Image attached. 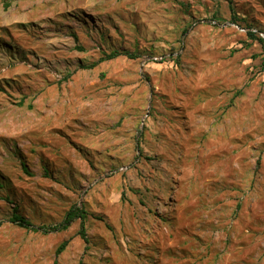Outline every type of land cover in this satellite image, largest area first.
Wrapping results in <instances>:
<instances>
[{
  "label": "rangeland",
  "instance_id": "obj_1",
  "mask_svg": "<svg viewBox=\"0 0 264 264\" xmlns=\"http://www.w3.org/2000/svg\"><path fill=\"white\" fill-rule=\"evenodd\" d=\"M249 32L264 0H0V264H264Z\"/></svg>",
  "mask_w": 264,
  "mask_h": 264
},
{
  "label": "trees",
  "instance_id": "obj_2",
  "mask_svg": "<svg viewBox=\"0 0 264 264\" xmlns=\"http://www.w3.org/2000/svg\"><path fill=\"white\" fill-rule=\"evenodd\" d=\"M248 35H249V38L251 40H258L259 43L262 46V53H261L262 54L261 71L263 72L264 71V39L261 38V37L256 36V34L253 33V32H249ZM122 55H129V54L123 53V52H120V51H113V52L107 54L105 56V58H101V61L115 59V58H117L119 56H122ZM130 57H132V56L130 55ZM96 65L97 64L94 63L90 67H94ZM76 219H80L81 220V230H80V234L84 238H86V236H85V230H84V223H85V220L87 219V213L85 212V210L80 209V208H77V207H72L66 213L63 221L58 226L48 227V228L40 227L38 229L39 230H42V229H47L48 230L49 229V230H52V231L66 230L71 225V223L74 220H76ZM11 221L14 222V223H16L17 225H19L22 228L32 229V230L36 231V228L33 227V224L29 220H27L25 217H23L22 215L18 214L17 212L11 217ZM67 243L68 242L65 241V242H63L58 247V249H57V254L58 255L60 253H62L66 249Z\"/></svg>",
  "mask_w": 264,
  "mask_h": 264
}]
</instances>
